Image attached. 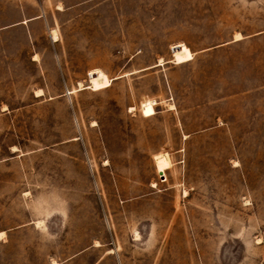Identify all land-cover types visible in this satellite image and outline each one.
<instances>
[{
	"label": "rangeland",
	"instance_id": "obj_1",
	"mask_svg": "<svg viewBox=\"0 0 264 264\" xmlns=\"http://www.w3.org/2000/svg\"><path fill=\"white\" fill-rule=\"evenodd\" d=\"M0 264H264V0H0Z\"/></svg>",
	"mask_w": 264,
	"mask_h": 264
},
{
	"label": "built area",
	"instance_id": "obj_2",
	"mask_svg": "<svg viewBox=\"0 0 264 264\" xmlns=\"http://www.w3.org/2000/svg\"><path fill=\"white\" fill-rule=\"evenodd\" d=\"M164 177H166V175H165V173H164V175H163Z\"/></svg>",
	"mask_w": 264,
	"mask_h": 264
},
{
	"label": "bare ground",
	"instance_id": "obj_3",
	"mask_svg": "<svg viewBox=\"0 0 264 264\" xmlns=\"http://www.w3.org/2000/svg\"><path fill=\"white\" fill-rule=\"evenodd\" d=\"M55 36H57V33H55Z\"/></svg>",
	"mask_w": 264,
	"mask_h": 264
}]
</instances>
